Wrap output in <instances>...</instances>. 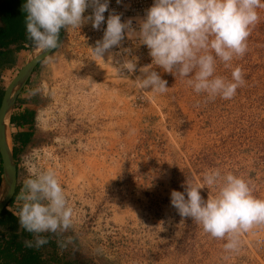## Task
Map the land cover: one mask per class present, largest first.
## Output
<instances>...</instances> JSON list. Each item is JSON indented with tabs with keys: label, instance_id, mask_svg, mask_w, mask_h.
<instances>
[{
	"label": "rangeland",
	"instance_id": "374dc122",
	"mask_svg": "<svg viewBox=\"0 0 264 264\" xmlns=\"http://www.w3.org/2000/svg\"><path fill=\"white\" fill-rule=\"evenodd\" d=\"M153 3L137 1V9L144 5L138 23ZM258 12L247 53L231 68L217 66L216 75L229 80L235 67L245 74L246 83L230 100H208L155 66L170 91L141 90L136 78L116 70L112 52L104 62L94 60L86 42L91 22L63 29L62 46L38 65L13 110L15 116L33 111L32 126L8 131L18 193L30 178L28 161L40 171L55 170L75 211L73 228L41 234L49 240L39 248L43 259L50 262L53 254V264H264V226L243 234L239 251L228 253L226 240L182 220L170 198L172 190L184 191L187 180L201 184L204 173L220 169L250 181L253 194L264 199V9ZM135 52L137 67L152 63L146 46L136 45ZM31 55L32 49L17 53L15 66L1 72L0 87ZM30 131L19 148L13 135ZM208 191L215 194L205 186V199ZM22 203L16 197L9 206L19 232Z\"/></svg>",
	"mask_w": 264,
	"mask_h": 264
},
{
	"label": "clouds",
	"instance_id": "9594fccd",
	"mask_svg": "<svg viewBox=\"0 0 264 264\" xmlns=\"http://www.w3.org/2000/svg\"><path fill=\"white\" fill-rule=\"evenodd\" d=\"M109 2L26 0L22 11L27 38L37 51L57 50L62 46V29L80 30L91 22L93 29L100 30ZM89 8L92 14L85 16ZM259 9H264V0H154L146 16L139 20L138 31L132 27L131 19L122 22L121 15L113 10L102 40L90 49L95 61L104 62L105 54L121 48L126 37L134 39L147 47L152 63L137 69L135 58H125L117 71L125 76V72L135 74L139 70L142 75L133 82L141 90L153 95L170 91L168 81L155 66L175 79L185 80L195 93L205 94L208 100H230L246 83L245 74L235 67L229 80L216 75L217 66L223 63L231 68L235 58L247 53L248 39L260 22ZM108 63H112L111 55ZM25 167L30 178L17 196L23 202L19 224L34 235V240L25 241V247L39 249L49 242L41 234H59L73 228L75 211L55 170L40 171L28 161ZM205 186L215 189V194L208 191L206 199L201 194ZM181 187L183 192L171 191V206L182 220H192L211 238L226 240L224 249L228 253L239 251L243 234L264 226V199L257 198L250 181L242 177L212 169L203 174L201 184L187 180ZM60 246L66 247V243Z\"/></svg>",
	"mask_w": 264,
	"mask_h": 264
},
{
	"label": "trees",
	"instance_id": "16d2710c",
	"mask_svg": "<svg viewBox=\"0 0 264 264\" xmlns=\"http://www.w3.org/2000/svg\"><path fill=\"white\" fill-rule=\"evenodd\" d=\"M25 2L26 0H0V74L4 70L15 66L17 53L33 48L32 42L27 38L25 14L22 11V5ZM62 37L63 32L61 30L60 40H62ZM3 90L4 88L0 87V102ZM20 101L17 99L15 106ZM33 117L34 112L27 110L19 116L12 115L10 124L19 128L25 125L31 127ZM31 136V131L29 133L20 132L13 135L12 138L19 145V148L22 149ZM13 157L16 163L15 152H13ZM18 192L19 187L16 188L15 195L8 205L15 200L19 194ZM44 237L48 239V236ZM28 240H34L32 234L25 229L19 232L16 217L4 209L0 215V264H53V262L57 261L52 254V256L49 255L50 262H47L43 259L44 255L40 249L25 247V241ZM49 244L54 249V244Z\"/></svg>",
	"mask_w": 264,
	"mask_h": 264
},
{
	"label": "water",
	"instance_id": "95a60500",
	"mask_svg": "<svg viewBox=\"0 0 264 264\" xmlns=\"http://www.w3.org/2000/svg\"><path fill=\"white\" fill-rule=\"evenodd\" d=\"M32 50H35L34 55L19 68L14 77L4 87L0 102V215L14 197L17 188L18 172L8 137L15 103L33 75L34 70L55 51L42 52L37 51L34 47Z\"/></svg>",
	"mask_w": 264,
	"mask_h": 264
},
{
	"label": "built area",
	"instance_id": "2783aa9c",
	"mask_svg": "<svg viewBox=\"0 0 264 264\" xmlns=\"http://www.w3.org/2000/svg\"><path fill=\"white\" fill-rule=\"evenodd\" d=\"M137 1L140 3L142 0H121L120 4H117V0H110L109 2V11L106 12L105 15V23L102 24L100 30H95L92 27V24L90 23V28L87 30L88 37L86 39V42L88 43L90 48H94L96 46V42L98 40H102L104 30L106 29V21L109 16V14L115 10L116 14H120L122 18V22H127L129 19L133 21L132 27L136 29L137 31L139 30V23L136 21L138 18V15L140 13L142 14L144 12V5L140 6V8L137 9L136 3ZM139 11V12H138ZM141 11V12H140ZM87 14L92 12V9L89 8L86 10ZM136 45H139V42L134 40V39H128L127 37L125 38L124 41H122V47L121 48H113L111 52L113 53L114 60H115V65H116V70L117 67H119L125 60V58L132 59L135 58L136 52H135V47ZM124 49H127L128 51H124ZM91 51V49H90ZM139 69V67H137ZM139 73V70L135 74H129L133 78H136L137 74ZM11 127H15V125L11 124ZM17 127V126H16ZM19 128V127H17ZM16 205V204H15ZM10 205H7L5 210L7 212H10L14 216L16 213L12 211L9 207Z\"/></svg>",
	"mask_w": 264,
	"mask_h": 264
},
{
	"label": "crops",
	"instance_id": "0c3cea01",
	"mask_svg": "<svg viewBox=\"0 0 264 264\" xmlns=\"http://www.w3.org/2000/svg\"><path fill=\"white\" fill-rule=\"evenodd\" d=\"M25 90H26V89H25ZM24 92H25V91H23V92L20 94V96H19V98H18L19 100H22V99L25 97V95H24L25 93H24ZM20 102H21V101H20ZM22 106H24V105H21V107H22ZM15 107H16V106H15ZM18 107H19V104H17V108H18ZM26 111H27V110H26ZM24 112H25V111H23L22 113H24ZM22 113H21V114H22ZM12 115H14V114H12ZM19 115H20V114H19ZM19 115H17V116H19ZM27 127H28V125H25V126H24V128H27ZM22 128H23V127H22Z\"/></svg>",
	"mask_w": 264,
	"mask_h": 264
},
{
	"label": "bare ground",
	"instance_id": "6f19581e",
	"mask_svg": "<svg viewBox=\"0 0 264 264\" xmlns=\"http://www.w3.org/2000/svg\"><path fill=\"white\" fill-rule=\"evenodd\" d=\"M35 50H32V55L29 57V59L34 55ZM0 197H1V192H0Z\"/></svg>",
	"mask_w": 264,
	"mask_h": 264
},
{
	"label": "flooded vegetation",
	"instance_id": "af4514ba",
	"mask_svg": "<svg viewBox=\"0 0 264 264\" xmlns=\"http://www.w3.org/2000/svg\"><path fill=\"white\" fill-rule=\"evenodd\" d=\"M62 32H63V29H62ZM62 38H63V37H62ZM36 69H37V68H36ZM35 71H36V70H35ZM33 74H34V72H33ZM31 77H32V76H31ZM30 80H31V78L29 79L28 82H30ZM27 84H28V83H27ZM26 86H27V85H26ZM26 86H25V87H26ZM25 87H24V88H25ZM24 88H23V91L25 90ZM23 91H22V92H23Z\"/></svg>",
	"mask_w": 264,
	"mask_h": 264
}]
</instances>
